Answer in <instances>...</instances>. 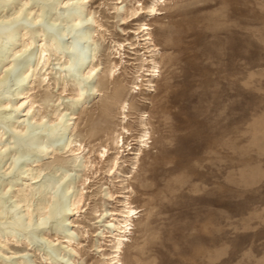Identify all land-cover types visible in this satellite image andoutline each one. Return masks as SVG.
<instances>
[{
  "label": "rangeland",
  "instance_id": "1",
  "mask_svg": "<svg viewBox=\"0 0 264 264\" xmlns=\"http://www.w3.org/2000/svg\"><path fill=\"white\" fill-rule=\"evenodd\" d=\"M66 1L0 0V79L9 69L0 87V200L9 201L0 204L8 210L0 219V264H113L112 225L126 202L136 214L122 264H264V0H160L155 15L148 12L154 0ZM71 10L92 14L104 28L91 25L99 65L92 83L101 93L84 85L79 100L50 39L65 52L79 37L78 30L68 35ZM146 24L155 52L143 42ZM27 42L33 51L15 56ZM42 50L47 67L29 76L21 63L34 52L35 67ZM21 71L28 77L17 83ZM58 104L65 119L74 117L65 139L75 135L85 146L76 163L58 140L45 151L35 144L41 133L22 138L15 130L33 115L51 120ZM39 170L35 188L65 170L61 186L85 188L75 217L60 204V191V205L48 208L41 226L39 195L29 208L10 210Z\"/></svg>",
  "mask_w": 264,
  "mask_h": 264
},
{
  "label": "bare ground",
  "instance_id": "2",
  "mask_svg": "<svg viewBox=\"0 0 264 264\" xmlns=\"http://www.w3.org/2000/svg\"><path fill=\"white\" fill-rule=\"evenodd\" d=\"M79 1V0H78ZM86 0H81V2H85ZM160 0H154V2L152 3V5L149 7V11L150 14H157L158 12V9H157V6H158V3H159ZM71 2V0H68L66 1L65 3L66 4H69ZM40 3V2H39ZM64 3V2H63ZM121 4V3H120ZM23 5V4H22ZM62 6V5H61ZM21 11V10H20ZM32 11V10H31ZM139 11V10H138ZM141 12V11H140ZM16 13V12H15ZM19 13V12H17ZM92 13V12H91ZM44 14V13H43ZM47 14V13H46ZM148 14V13H147ZM16 15V14H15ZM82 15V11H75V10H71L70 13H69V17L71 18L72 20V23H73V27L70 28L69 32H68V35L69 37L71 36L70 34H72L75 30H78L79 31V37L78 38H74L73 41L69 44H65V52L62 51L60 45H59V42L56 40L55 36L50 38L53 42V44L56 46V50L55 51V54L58 56L60 55L63 58H65L63 60V64H61V67L64 69V77L65 78H70V80L68 81V83H70V85L72 86V90H74V92L76 93L75 94V97L77 98V100H79L80 98L83 97L84 95V92H85V87L84 85H87L89 86V90L92 92V95H97L98 93H101V90L98 89V87L96 85H94L92 83V81L94 80V78L98 75V69H99V65L97 64H94V50L92 48V45L90 44V42L92 41V31H91V25H94V26H97L99 28L100 31H103V25L102 24H99L98 21L95 19V17L92 16V14H90L89 16H86V17H83L81 16ZM37 18V17H36ZM24 21V20H22ZM21 21V22H22ZM60 21V20H59ZM3 23V21H1ZM20 22V21H19ZM23 23V22H22ZM44 24V22H41ZM65 23V22H64ZM47 24V23H46ZM45 24V25H46ZM51 25V24H50ZM49 25V26H50ZM54 25V23H53ZM143 25V24H142ZM51 27V26H50ZM49 27V28H50ZM52 29V27H51ZM96 30V29H95ZM152 28L150 27V25L146 24L144 25L143 27V31L142 32H147L145 33L144 35V38H143V42L146 41L149 46H152L154 49L152 50V52H155L157 49H156V45L153 43L154 40H153V37H152V33H150L149 31H151ZM136 31V30H135ZM15 32V31H14ZM54 32V31H53ZM75 33V32H74ZM7 35V38L9 40H12L14 39V35L11 34V33H5ZM63 32H58L56 33V35H58V38L59 36H63ZM66 34V33H65ZM94 34V33H93ZM17 36V35H16ZM21 36V35H20ZM24 36V35H23ZM26 36V35H25ZM62 38V37H61ZM60 38V39H61ZM104 38V37H103ZM2 39V38H1ZM17 39V38H16ZM30 39V38H29ZM63 39V38H62ZM66 40V39H65ZM72 40V39H71ZM70 40V41H71ZM30 41V40H29ZM67 41V40H66ZM65 41V42H66ZM13 42V41H12ZM51 42V43H52ZM133 42V41H132ZM34 44V43H33ZM63 44V43H62ZM96 44V43H95ZM31 45L32 43H26L23 45V49L21 51H16L15 53V56L17 54H21L23 56V54L25 52L28 51V49L30 50L31 48ZM53 45V46H54ZM94 45V43H93ZM52 46V44H51ZM119 46L121 47V44H119ZM30 47V48H29ZM11 48V47H10ZM32 49V48H31ZM33 51V49H32ZM36 52V51H35ZM40 52V51H39ZM46 52V50H42L40 52L39 55V59H38V62L37 64L35 65V67H33L31 65L33 59L35 58V53L34 52H30L27 56H25V60L21 63L22 67L24 66H28L31 70V74L29 76H37L39 75V72L43 71L46 67H47V62L49 61V57H47L48 59L46 61H44L43 59H45L44 57V53ZM14 54V53H13ZM48 54V53H47ZM119 54V53H118ZM151 54V53H150ZM111 55V54H110ZM120 55V54H119ZM124 55V54H123ZM20 56V55H19ZM117 56V55H116ZM24 57V56H23ZM118 57V56H117ZM10 58V57H9ZM16 58V57H15ZM42 58V60H41ZM52 58V56H51ZM54 58V56H53ZM5 60V58H4ZM60 61L61 59H55V61ZM1 62V61H0ZM152 65H153V72H157L155 71V69H157V63L152 60ZM13 63V62H12ZM42 63V66L40 67V69L38 70V67H39V64ZM13 66V65H12ZM54 66V65H53ZM118 67V65H116V68ZM9 68V67H8ZM10 69H12L10 67ZM116 70V69H115ZM48 71V68L47 70H45L44 74L42 75V78L48 77L49 74L51 73H47ZM5 72V71H4ZM9 72V69L8 71H6L4 73V76L3 78L0 79V87L3 86V84H5V80L8 78L7 77V74ZM13 73V71H12ZM27 73V72H26ZM57 73V72H56ZM137 73V72H136ZM100 74V73H99ZM111 79H113L114 81V76H113V71H111ZM149 76H158V75H149ZM16 80H17V83H22L24 81L27 80V77L26 75H24V72H17L16 75ZM31 77V78H32ZM64 78V79H65ZM45 79V80H46ZM57 79V78H56ZM140 79V78H139ZM52 80V79H51ZM30 82V81H29ZM66 82V81H65ZM16 83V82H15ZM33 84V83H32ZM47 84V83H46ZM150 84V83H149ZM50 85V84H49ZM67 85V82L65 84V86ZM69 86V85H68ZM20 87V86H19ZM31 87V86H30ZM149 87H153V85L149 86ZM132 88V87H131ZM1 89V88H0ZM36 89V88H35ZM133 89V88H132ZM136 89L139 90L140 88H137L136 86ZM149 89V88H148ZM33 90V88H32ZM135 90V89H134ZM145 90V89H144ZM31 91V90H30ZM35 91V90H34ZM66 93V92H65ZM23 94V93H22ZM63 94V93H62ZM115 95L117 94L116 92L114 93ZM25 96V95H24ZM12 98V97H11ZM32 98V97H31ZM61 99V98H60ZM92 99V98H91ZM8 101V100H7ZM127 101V100H126ZM27 102V101H26ZM34 102V101H33ZM33 102L31 103L30 107L28 108L27 110V115H31L32 111H33V108H34V105ZM28 103V102H27ZM55 104V103H54ZM24 106V105H23ZM18 107V105H17ZM124 108V107H123ZM130 108V107H129ZM40 110V109H39ZM122 110V108H121ZM24 111V110H23ZM125 111V110H124ZM25 113V114H26ZM53 113V112H52ZM12 114V113H11ZM39 114H41L39 112ZM54 118H52L51 120H47L45 119L44 117L40 118L39 120L35 118V116L33 115L32 116V121H34L31 125H27L25 127L24 130H19L18 129H15L17 131H19V134L20 136L24 137H32L34 136L35 134L37 133H41V141H37L35 142L36 145H38L39 147H42L43 149L48 150L49 148H51V146L55 143L56 140H58L60 142V144L68 150L69 153L72 154L73 156V159L71 160V163H76L81 157L80 155L85 151V146H83V143L81 141H78L76 138H75V135H72L71 137L69 138H66V132L70 129V125L71 123H68L70 120L73 121L74 117H72L71 119H65L67 117V114L66 112H64L63 110H61V105L58 104L54 113ZM71 116H73L72 114H69ZM43 116V115H42ZM127 115L125 116V119H127ZM29 120H26V122H28ZM126 121V120H125ZM74 122V121H73ZM25 123V122H24ZM15 126V125H14ZM74 127V126H72ZM15 128V127H14ZM21 128V127H20ZM124 130H126V128H124ZM127 131H129V129H127ZM43 134V135H42ZM143 134V132H142ZM148 134V133H147ZM3 133H0V137H3ZM70 136V135H69ZM22 137V138H23ZM121 137V135L119 136ZM145 136H143L144 138ZM147 137V136H146ZM14 138V136H13ZM1 139V138H0ZM20 139V138H19ZM121 139V138H119ZM11 141V139H10ZM119 142H122V146L120 147V150H122L124 148V139L122 138V141H119ZM143 144H146L147 142L145 140L142 141ZM120 144V143H119ZM5 145V144H4ZM129 145V144H128ZM6 146V145H5ZM143 147V146H142ZM102 148V147H101ZM122 148V149H121ZM3 151V148H1ZM105 149V148H104ZM55 150V149H54ZM58 150V149H57ZM132 149H130L131 151ZM139 150V149H138ZM111 151V150H110ZM141 151L142 150H139V153H137L138 155L141 154ZM132 152V151H131ZM53 153V152H52ZM67 153V152H66ZM89 153V152H88ZM100 153V152H99ZM117 153V152H116ZM136 153V152H134ZM14 154V153H13ZM87 155V154H86ZM101 155V154H100ZM133 155V154H132ZM42 157V156H41ZM40 157V158H41ZM92 157V156H91ZM102 157L105 158L104 160H106L108 157H109V153L108 151H104L102 152ZM116 157V156H115ZM121 157V156H120ZM39 158V157H38ZM39 158V159H40ZM47 158V157H46ZM49 158V157H48ZM52 158V157H51ZM120 159V158H119ZM101 160V159H100ZM9 163V162H8ZM118 164V158H114L112 160V165L113 167L115 168ZM12 165V164H11ZM14 165V164H13ZM60 166V165H59ZM83 166L86 167L89 171V168L93 167L94 165L90 162V161H87V162H84L83 163ZM11 167V166H10ZM38 167V166H37ZM31 169V168H30ZM34 170V169H33ZM9 171V170H8ZM111 171H112V168H111ZM115 171V170H114ZM37 172V171H36ZM65 173L63 175H61L60 177L56 178L55 181H51V180H48L46 181L45 183L41 184L39 186V188H35V186L33 184H36L39 179V177L41 176V173H42V170H39L38 171V174L33 176L31 179L34 180L35 182L34 183H31L29 182L30 184H27L25 185L26 188L23 189L22 191H20L19 193L21 194L20 195V199L19 201L15 204V205H12L13 207L10 208V210H12L14 207L16 208L19 204H24V206H26L27 208L30 207V202H32V200L35 198L36 195H39V197H41V201H40V204L38 206V208L36 209L37 212L39 213L38 214V219L35 221V225H40L45 223V221L49 218V216L51 215V211H47L48 208L50 206L52 207H55L57 205H63V208L66 212L69 213V215H77L80 210L83 208L82 205V202L84 201V189L82 187V189H78L77 191H73L72 192V188H73V185L71 184V182L66 185V186H61V184L63 183V181L65 180V178L68 175V171H64ZM73 173V172H72ZM31 175V174H30ZM49 176V175H48ZM82 182V181H81ZM24 186V187H25ZM82 186V185H81ZM60 189V190H59ZM133 190V189H131ZM58 191H60V195H61V199L63 200L62 203L59 204V201L57 199V193ZM7 192V191H6ZM50 195L51 197L49 199H47V196ZM18 198V197H17ZM70 198L71 201H70V205H67V199ZM6 202H9V201H6ZM6 202L3 200V198L0 200V204H3L4 207H8V206H5ZM7 205V204H6ZM32 205V204H31ZM2 206V205H1ZM126 206L125 207V211L121 212L119 215V217L122 218V220L120 221V223L118 225H115L113 224L112 226L114 227V232H115V238L114 240H116V243L114 245V252L116 255L111 259L113 262V264H122L121 261L122 259H120V254L123 252V248L125 246V242H127L129 240L128 238V235H131L132 234V226L133 225V217L134 215L136 214V209H134L132 206H131V203L129 202H126ZM2 208V207H1ZM0 208V219H3V215L7 213V211L2 210ZM27 210V209H26ZM46 211V212H44ZM98 211V210H97ZM110 212V211H109ZM29 213V212H28ZM97 213V212H96ZM26 214V213H25ZM18 216V215H17ZM116 216V217H117ZM75 217V216H74ZM101 217V215L99 216ZM31 218V217H30ZM29 218V219H30ZM34 218V216H33ZM18 222L20 225H23L25 227L26 225V221L23 220V218L20 216L19 219H18ZM74 224V223H73ZM107 224V223H106ZM27 226V225H26ZM30 228V227H29ZM28 228V229H29ZM73 228V227H71ZM27 229V228H26ZM25 229V230H26ZM72 230V229H71ZM84 230V229H83ZM85 231V230H84ZM11 232V231H10ZM83 232V231H82ZM86 233V232H85ZM22 235V234H21ZM57 235V234H56ZM45 237V236H44ZM34 239V238H33ZM103 239V238H102ZM112 239V238H111ZM54 241V240H53ZM71 241V240H70ZM76 243V242H74ZM81 243V242H79ZM63 244V243H62ZM67 244V243H66ZM70 244V243H69ZM65 245V244H64ZM79 245V244H78ZM103 248V247H101ZM76 249V248H75ZM77 250V249H76ZM102 252V250H101ZM65 256V255H64ZM77 259V258H76ZM71 260V259H70ZM78 260V259H77ZM75 262V261H74ZM77 262V261H76ZM89 262V261H88Z\"/></svg>",
  "mask_w": 264,
  "mask_h": 264
}]
</instances>
